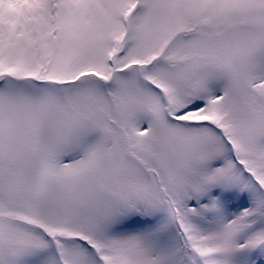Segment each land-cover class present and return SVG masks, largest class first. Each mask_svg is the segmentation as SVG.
Segmentation results:
<instances>
[{
    "label": "snow or ice",
    "instance_id": "6c2138e0",
    "mask_svg": "<svg viewBox=\"0 0 264 264\" xmlns=\"http://www.w3.org/2000/svg\"><path fill=\"white\" fill-rule=\"evenodd\" d=\"M0 264H264V0H0Z\"/></svg>",
    "mask_w": 264,
    "mask_h": 264
}]
</instances>
